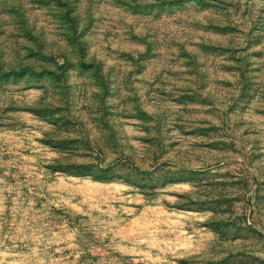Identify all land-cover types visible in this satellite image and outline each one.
Returning <instances> with one entry per match:
<instances>
[{
  "label": "rangeland",
  "instance_id": "374dc122",
  "mask_svg": "<svg viewBox=\"0 0 264 264\" xmlns=\"http://www.w3.org/2000/svg\"><path fill=\"white\" fill-rule=\"evenodd\" d=\"M0 264H264V0H0Z\"/></svg>",
  "mask_w": 264,
  "mask_h": 264
}]
</instances>
